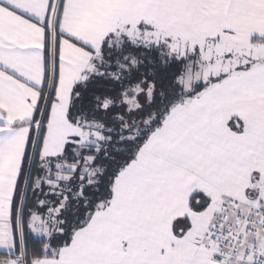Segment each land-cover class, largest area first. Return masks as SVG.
<instances>
[{
    "label": "snow or ice",
    "instance_id": "1",
    "mask_svg": "<svg viewBox=\"0 0 264 264\" xmlns=\"http://www.w3.org/2000/svg\"><path fill=\"white\" fill-rule=\"evenodd\" d=\"M0 264H264V0H0Z\"/></svg>",
    "mask_w": 264,
    "mask_h": 264
}]
</instances>
